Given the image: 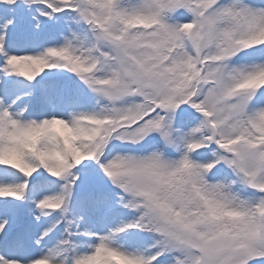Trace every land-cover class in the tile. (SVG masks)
I'll return each instance as SVG.
<instances>
[{
	"label": "snow or ice",
	"instance_id": "snow-or-ice-1",
	"mask_svg": "<svg viewBox=\"0 0 264 264\" xmlns=\"http://www.w3.org/2000/svg\"><path fill=\"white\" fill-rule=\"evenodd\" d=\"M0 264H264V0H0Z\"/></svg>",
	"mask_w": 264,
	"mask_h": 264
}]
</instances>
